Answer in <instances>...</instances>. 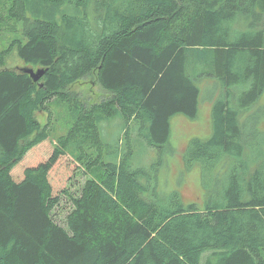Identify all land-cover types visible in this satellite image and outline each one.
Masks as SVG:
<instances>
[{
  "label": "trees",
  "instance_id": "obj_1",
  "mask_svg": "<svg viewBox=\"0 0 264 264\" xmlns=\"http://www.w3.org/2000/svg\"><path fill=\"white\" fill-rule=\"evenodd\" d=\"M14 22L0 49V264H264V138L250 111L264 92V0H0V34ZM11 50L46 70L38 81L3 66ZM92 73L108 96L87 105L68 87ZM205 78L219 89L213 132L182 149L200 205L157 191L128 135L161 153L170 118L196 117ZM115 119L111 152L100 127ZM74 163L89 177L65 225L54 208Z\"/></svg>",
  "mask_w": 264,
  "mask_h": 264
},
{
  "label": "rangeland",
  "instance_id": "obj_2",
  "mask_svg": "<svg viewBox=\"0 0 264 264\" xmlns=\"http://www.w3.org/2000/svg\"><path fill=\"white\" fill-rule=\"evenodd\" d=\"M13 25H15V22L5 30L3 34H0V49L2 46L4 47L6 45V38L10 36V29L14 27ZM3 66L15 70H21L23 67L38 68L37 66L26 64L18 57L15 50H11L5 55ZM197 84L200 88V94L198 96L199 104L196 117L192 119L179 112L170 118L168 145L163 151H160L161 153L156 151L157 149L155 147L149 145L135 130L130 131L128 143L134 150L133 153H135L136 165L143 166L151 175L155 174L157 191L176 190L182 194V198L185 202H195L203 205L204 192L200 184V169L194 164L191 169L185 170L182 164V149H184L193 137L205 139L212 134L211 109L219 89H214L211 80L206 78L202 79ZM68 89L78 93L87 105L101 102V100L108 96L106 91L101 88V85L96 80L94 73L75 81ZM250 111L256 114L253 122L254 127L258 126L259 129V133L256 132L254 137L263 139L264 92L261 94L258 101L250 107ZM247 114H249V116L253 115L250 113ZM47 115L45 111H36L34 117H36L41 124H44L47 121ZM52 115H54V112ZM52 115L51 121L53 120ZM65 115H61L63 119L59 120L60 124L58 125L62 131H64L67 126L66 123H64V119L66 118ZM120 126L118 119L101 123V140L110 145L111 152L115 149L116 139L119 137L122 138V127ZM118 147H120V145H118ZM76 167L74 163V167L69 175L62 180L63 187H67L69 193L62 195L60 203L54 208L55 216L59 222L65 225L66 216L72 207L69 194L76 196L75 194H77L85 180L89 177V174L84 173L81 169Z\"/></svg>",
  "mask_w": 264,
  "mask_h": 264
},
{
  "label": "water",
  "instance_id": "obj_3",
  "mask_svg": "<svg viewBox=\"0 0 264 264\" xmlns=\"http://www.w3.org/2000/svg\"><path fill=\"white\" fill-rule=\"evenodd\" d=\"M23 72L30 75V78L33 79V81H38L41 76L45 73V69L42 67H38L36 69H33V67H23L21 69Z\"/></svg>",
  "mask_w": 264,
  "mask_h": 264
}]
</instances>
